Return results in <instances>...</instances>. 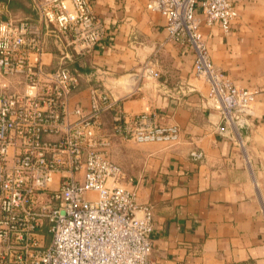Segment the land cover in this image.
Wrapping results in <instances>:
<instances>
[{
    "label": "built area",
    "instance_id": "built-area-1",
    "mask_svg": "<svg viewBox=\"0 0 264 264\" xmlns=\"http://www.w3.org/2000/svg\"><path fill=\"white\" fill-rule=\"evenodd\" d=\"M145 2L165 18L167 39L191 51L194 73L225 122L222 133L240 138L239 122L256 113V92L214 64L201 30L227 29L239 14L234 0ZM35 3L37 19H0V264H157L153 205L138 203L112 147L117 139L174 143L181 130L127 112L97 80L102 69L71 67L105 32L91 0ZM51 45L60 53L54 68L44 58ZM142 69L159 76L149 63ZM83 83L87 104H71Z\"/></svg>",
    "mask_w": 264,
    "mask_h": 264
},
{
    "label": "crops",
    "instance_id": "crops-1",
    "mask_svg": "<svg viewBox=\"0 0 264 264\" xmlns=\"http://www.w3.org/2000/svg\"><path fill=\"white\" fill-rule=\"evenodd\" d=\"M105 32L95 49L73 58L83 73L102 69L129 113L146 112L181 130L174 143L117 139L112 159L154 209L151 260L157 264H264V0H234L227 29L203 25L214 64L239 86L255 90L247 132L231 139L193 70V55L166 37L165 18L145 0H91ZM35 0H0V19H37ZM49 68L60 53L49 47ZM149 63L158 77L144 75ZM141 77L133 91L125 80ZM87 104V84L71 104ZM110 124V118L106 117ZM127 186L132 187L128 181ZM50 237L47 241L49 242Z\"/></svg>",
    "mask_w": 264,
    "mask_h": 264
},
{
    "label": "water",
    "instance_id": "water-1",
    "mask_svg": "<svg viewBox=\"0 0 264 264\" xmlns=\"http://www.w3.org/2000/svg\"><path fill=\"white\" fill-rule=\"evenodd\" d=\"M142 71V68H141ZM141 71L138 73H132L127 77L125 80V86L127 90L133 91L137 87V83L141 77ZM97 80L101 81V83L108 88L111 91V85L113 83L112 80L109 79V77L104 73L102 70H98L97 72ZM239 129L241 132L246 133L247 132V123L244 120H241L239 122Z\"/></svg>",
    "mask_w": 264,
    "mask_h": 264
},
{
    "label": "trees",
    "instance_id": "trees-1",
    "mask_svg": "<svg viewBox=\"0 0 264 264\" xmlns=\"http://www.w3.org/2000/svg\"><path fill=\"white\" fill-rule=\"evenodd\" d=\"M72 67V66H71ZM106 117L107 118H110L111 117V114L108 112V113H105L104 116H103V119H104V122L106 123ZM107 124V123H106ZM108 125V124H107Z\"/></svg>",
    "mask_w": 264,
    "mask_h": 264
}]
</instances>
